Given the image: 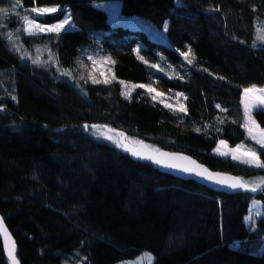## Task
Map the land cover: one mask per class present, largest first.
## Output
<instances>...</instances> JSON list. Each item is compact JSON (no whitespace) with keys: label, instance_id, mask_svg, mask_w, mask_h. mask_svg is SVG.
Returning <instances> with one entry per match:
<instances>
[{"label":"trees","instance_id":"16d2710c","mask_svg":"<svg viewBox=\"0 0 264 264\" xmlns=\"http://www.w3.org/2000/svg\"><path fill=\"white\" fill-rule=\"evenodd\" d=\"M11 1L0 0V8L18 13L0 20V214L20 264H115L141 251L152 253L153 264H264V188L261 195L215 193L89 135L90 125H105L213 171L264 176L212 155L225 141L253 147L264 161L243 129L241 106L244 88L264 87V0ZM109 2L143 19V27L112 26L96 7ZM33 7L62 9L36 17L39 23L72 13L93 31L27 35L23 16ZM39 47L73 82L24 60ZM189 47L191 64L181 55ZM99 56L111 58L108 84L91 80L90 61ZM158 64L170 76L154 79L151 65ZM139 84L183 93L187 113L132 88ZM253 119L264 129V110ZM253 201L263 215L250 230L244 220ZM0 264H9L1 242Z\"/></svg>","mask_w":264,"mask_h":264},{"label":"snow or ice","instance_id":"6c2138e0","mask_svg":"<svg viewBox=\"0 0 264 264\" xmlns=\"http://www.w3.org/2000/svg\"><path fill=\"white\" fill-rule=\"evenodd\" d=\"M17 6L20 5V0H16ZM7 8H0V15H7L8 13ZM31 12L36 13L37 16H44L45 14H52L56 13L57 11H62L59 7H33L30 9ZM23 21L26 24V31L28 35H36L37 33H45V32H51L56 33L57 35L60 33L61 30L64 29L65 24L70 23L68 19H65L63 22L54 23L52 25H46L43 23H37L35 19H30L28 15L23 16ZM165 30H167L165 26ZM9 39H11V36H9ZM260 39H264V36H261ZM191 53V48L189 47L187 49V52L181 53V55L184 57L185 60L189 64L192 63V60L188 59L189 54ZM51 55V53H50ZM137 55L139 56V49H137ZM141 60H143V57H139ZM91 59V58H90ZM111 58L107 57L105 58V61H110ZM104 62V61H101ZM147 63L146 61H144ZM33 63H39L38 60H33ZM97 63L96 60L93 59V65ZM112 63H115L112 61ZM151 67H157V65H151ZM111 71V69H109ZM61 75H71L70 72L65 70L61 73ZM101 75L103 76L104 73L101 72ZM112 79H116L115 76H112ZM91 80L93 83H104L108 84L110 83V80L107 76L103 80L97 79L96 77L92 76ZM121 85H124L125 88L128 87V85L125 84L124 81H119ZM145 88L149 93L155 92V89L152 88L149 85L139 84V85H132V88ZM244 92V113H245V124L244 127L248 131V135L250 139L255 141L256 144L260 145L261 148H264V129H261L259 125L256 123V121L252 118V110L254 108L258 110H264V87H257L255 85L246 87L243 90ZM126 98H131V92H125L123 93ZM161 95V93H156V96ZM156 96H153L152 99L155 100ZM183 96V93L177 94V104L178 107L173 108L176 112H184L187 113V108L183 103L179 102V97ZM187 99V97H184ZM13 100H15V97H12ZM165 107L172 108L173 106L170 104H165ZM3 109L0 108V111ZM222 122V121H221ZM87 127V126H85ZM111 131V130H109ZM196 131H199V129H196ZM122 135V134H120ZM108 139H113L111 136L107 137ZM117 144H119V141H115ZM220 147H217L215 151L217 154L221 156H229L231 155V158L233 160H239L241 163L251 165L256 168L264 169V161H261L259 154L254 148H246L243 145H240L236 147L235 149H229L228 145L224 142H220ZM147 148L148 146L145 145ZM157 155L147 154V153H141L133 151L132 155L137 156L142 159H148L153 160L156 164L163 165L167 168H174L179 169L180 171H183L185 173H189L192 175H195L197 177H201L203 179L212 181L216 184L225 185L228 188L231 189H244L246 191H257L258 185H264V178H261V180L256 182V185H249L248 182L232 176H224L220 173H212L207 168H203L201 165L197 164L195 161L191 160L188 157L183 156H176L174 154H169L165 152H161L160 150L156 149L154 150ZM239 154V155H238ZM159 157V158H158ZM187 161V163H174L173 161ZM251 217H249V221H251ZM2 221H0V228H2ZM4 233L7 237V230L4 229ZM10 239V237H8ZM8 258L11 260L12 264H18V261L15 257V249H14V241H11L8 250H7Z\"/></svg>","mask_w":264,"mask_h":264},{"label":"rangeland","instance_id":"374dc122","mask_svg":"<svg viewBox=\"0 0 264 264\" xmlns=\"http://www.w3.org/2000/svg\"><path fill=\"white\" fill-rule=\"evenodd\" d=\"M11 2H12V5H16L17 6L16 1L12 0ZM18 7H20V5ZM96 7L100 8L103 11L106 12L108 21H109V23L112 26L120 25V26H123V27L131 28V29H141L143 27V25H144L143 19H141L139 17L121 15V13H120V3L119 2H109V3H105V4L96 5ZM27 13H28L27 15L29 16L30 19H35V20H36V17L37 18H42V17H44L46 15L45 14L44 16L41 17V16H37L36 13H33L31 11H29ZM17 14H18L17 10L14 8L13 10H9L7 15H0V20L1 21L2 20H8L12 16H17ZM65 19H68L70 21V23L65 24L64 29L61 30L60 32L66 31L68 29L72 30V29H75V28L85 29V30H88V31H93L91 27L83 24L78 19V17L73 15L72 13H68L63 18V20H61L59 22H63ZM59 22H57V23H59ZM37 23H39V22H37ZM23 24H24V31L28 35L27 31L25 30L27 26L24 23V21H23ZM48 25H52V24H48ZM45 33H51V32H45ZM39 34H43V33H37L36 35H39ZM91 35L95 37V36H98L99 34H97V32L96 33L92 32ZM9 36H11V39H9ZM7 37H8V42L10 43V45L15 50H17V51L21 50V45H20L19 39H18L16 34L9 33V35ZM50 53H51V55H50ZM105 58H107V57L99 56V57H96V58H92L91 61H90L89 69H90L92 75L94 77H96L97 79H100V80H103L105 78V76H107L108 79H111V71H109V69H111L110 68V61H105ZM93 59L97 61V63L95 65H93ZM24 60L27 61V62H30L31 64H33L36 67L52 71L55 74V76H57L58 78H66L67 80H70V82H73V79H72L71 76H69V75H61V73L64 72V71L61 70L56 65L55 58H54L52 52L50 50H48V49L39 47V48H33L31 50H27V51L24 52ZM33 60H38L39 63H33ZM101 61H104V62H101ZM154 69H155L154 79H155V76L157 74H161V75H164V76H170L169 72H168V69L166 67L162 66L161 64H158L157 67H155ZM101 72L104 73L103 76L101 75ZM157 92L158 91L155 90V92H152V93L148 92V93L150 94L151 97H153V96H156ZM158 93H160V92H158ZM156 99L164 100L165 104H170V105L173 106V108L178 107L177 95H168V94H164L163 95L161 93V95L156 96ZM243 101H244V92H242V97H241V106H242V112H243V129L246 132L247 137L250 140V142H252L256 146H258V148H260L261 150L264 151V148H261L260 145L256 144L255 141L250 139V137L248 135V131L244 127L246 118H245V113H244V103H243ZM179 102L182 103L180 98H179ZM256 110H258V109L254 108L252 110V118H253V113ZM89 135L91 137L97 139L100 142H104V143L110 144V145H112L114 147L120 148V145L115 142V141H118V136H116V135L109 134V133H107V132H105L104 130H101V129H91ZM109 136H111L113 139H108L107 137H109ZM128 140L132 144H135L137 142L136 140H131V139H128ZM220 142L221 141H219L217 143L215 149L217 147L221 146ZM241 145H243L246 148H253V147H250V146H248L246 144H241ZM238 146H240V145H238ZM238 146L232 147V146L228 145V148L229 149H235ZM150 147L153 148V149H156V148H154L152 146H150ZM215 149L212 152V155L215 156V157L222 158V159H227V160H230V161H232V162H234L236 164L247 166V167L253 168L255 170L264 171V169L256 168V167H253L251 165L241 163L239 160H233L231 158V155H229L227 157L221 156V155L217 154ZM261 161H263V160L261 159ZM261 178H264V176H256L254 178H248V179H242V180L248 182V184L251 186V185H256V182L261 180ZM263 188H264V185H258V190H262ZM262 208H263L262 204L260 202H258V201H253L251 203V206H250V209H249V213H248V215L245 218V225L247 226L248 229L251 230V229L254 228V225H255V222H256L257 218L259 216H261V214H262ZM249 217L252 218L251 221H249ZM153 261H154V256L152 255V253H150L149 251H141L136 257H134L132 259H128V260H122V261H119L118 263H115V264H153Z\"/></svg>","mask_w":264,"mask_h":264},{"label":"water","instance_id":"95a60500","mask_svg":"<svg viewBox=\"0 0 264 264\" xmlns=\"http://www.w3.org/2000/svg\"><path fill=\"white\" fill-rule=\"evenodd\" d=\"M2 109L3 110L0 111V113H2L4 111V108H2ZM85 126H87V125H85ZM89 127L92 129H101V130H104L105 132H107L109 134L118 136V141H119L121 153L123 155L127 156L129 159H131L134 162L149 163L153 166L154 169H156L157 171H159L162 174L170 175L176 179L183 180V181H192V182H194V183H196V184H198V185H200V186H202L208 190H211L215 193H223L226 195H233V194H240V193H247L250 195H261V192H262L261 190H257V191L253 192V191H246L244 189H231L225 185L216 184L212 181L203 179L201 177H197L195 175L180 171L179 169L164 167L163 165L156 164L153 160L139 158L137 156L132 155V152L136 151V152H141V153L157 155L154 151L156 149L150 148L143 141H139L135 144L130 143L129 140L127 139V134L121 130L111 129L105 125H90ZM86 128L87 127H85V129ZM109 130H111V131H109ZM85 132H87V131L85 130ZM120 134H122V135H120ZM145 145H147L148 147L146 148ZM160 151L165 152V153H169V154H174L176 156L188 157L191 160L195 161L197 164L201 165L203 168H207L212 173H220L221 175H224V176L237 177V176H234V175L229 174V173L210 170L206 165L198 162L196 159L192 158L189 155H186L183 153L169 152V151H165V150H160ZM173 162L174 163H187V161H181V160H177V161H173ZM237 178H240V177H237ZM0 221H2V225H3V227L0 228V242H1L3 254H4L5 258L8 260V263L12 264L11 260L8 258L7 250H8V247H9L11 241H14L15 257H16V260L18 261V264H20V262L17 258V245L15 242V239L12 236V234L10 233L8 227L6 226L1 214H0ZM4 229L7 230V237L4 233ZM8 237H10V239H8Z\"/></svg>","mask_w":264,"mask_h":264},{"label":"crops","instance_id":"0c3cea01","mask_svg":"<svg viewBox=\"0 0 264 264\" xmlns=\"http://www.w3.org/2000/svg\"><path fill=\"white\" fill-rule=\"evenodd\" d=\"M251 206V205H250ZM244 222H245V220H244Z\"/></svg>","mask_w":264,"mask_h":264}]
</instances>
